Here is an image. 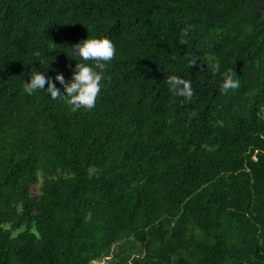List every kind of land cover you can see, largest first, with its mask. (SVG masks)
Listing matches in <instances>:
<instances>
[{
	"label": "trees",
	"instance_id": "16d2710c",
	"mask_svg": "<svg viewBox=\"0 0 264 264\" xmlns=\"http://www.w3.org/2000/svg\"><path fill=\"white\" fill-rule=\"evenodd\" d=\"M105 36L94 108L24 91ZM94 263L264 264V0H0V264Z\"/></svg>",
	"mask_w": 264,
	"mask_h": 264
},
{
	"label": "clouds",
	"instance_id": "9594fccd",
	"mask_svg": "<svg viewBox=\"0 0 264 264\" xmlns=\"http://www.w3.org/2000/svg\"><path fill=\"white\" fill-rule=\"evenodd\" d=\"M191 28V26H189ZM189 29H185L183 35H187ZM181 44L186 41L181 40ZM73 53L78 55L83 61H94L95 66L84 63H77L73 70V76L70 83H66L64 76L57 74L55 79L63 85L64 93L55 86L53 80L39 71L30 72V82L25 83L24 91L32 95L37 90H45L50 94L52 99L63 98L65 103L71 106V111L76 112L83 108L91 110L95 107L97 97L101 93L103 71L106 63L112 61L116 56L114 43L108 37L87 38L81 43L72 45ZM196 58L190 60V66L196 65ZM96 69H99L97 71ZM213 73L220 71L219 63L212 66ZM236 73L229 69L223 73V83L221 90L228 92L240 87V82L234 79ZM170 90L178 96L191 100L194 95L192 84L186 79L176 75H171L167 79Z\"/></svg>",
	"mask_w": 264,
	"mask_h": 264
},
{
	"label": "rangeland",
	"instance_id": "374dc122",
	"mask_svg": "<svg viewBox=\"0 0 264 264\" xmlns=\"http://www.w3.org/2000/svg\"><path fill=\"white\" fill-rule=\"evenodd\" d=\"M37 187H38V185L32 190V194L37 193ZM94 264H102V263H94Z\"/></svg>",
	"mask_w": 264,
	"mask_h": 264
}]
</instances>
